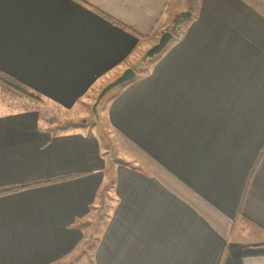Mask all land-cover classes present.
I'll return each mask as SVG.
<instances>
[{"label": "crops", "instance_id": "obj_1", "mask_svg": "<svg viewBox=\"0 0 264 264\" xmlns=\"http://www.w3.org/2000/svg\"><path fill=\"white\" fill-rule=\"evenodd\" d=\"M0 72V264H264V0H0Z\"/></svg>", "mask_w": 264, "mask_h": 264}, {"label": "rangeland", "instance_id": "obj_2", "mask_svg": "<svg viewBox=\"0 0 264 264\" xmlns=\"http://www.w3.org/2000/svg\"><path fill=\"white\" fill-rule=\"evenodd\" d=\"M146 51L147 49L145 50V52ZM160 52L154 54L151 57L144 58L143 61H141L143 63H137L134 66V69H136L141 74H144L146 69L150 67L153 58ZM120 85L121 84L107 90L105 94L101 97V99L97 102L95 108L93 107L94 100L103 86H101L96 90L95 89L92 90L93 92L92 91L88 92V95H86L87 103H84V105L80 106V108L78 109L65 110V109H58L55 107L42 105L40 108V115L45 116L51 122H54V124L50 125L52 126L51 128L53 129L54 127L55 129L83 127L85 130L89 132L96 131L99 135H101L100 138L101 140H103V145H109L110 141L108 140L109 137H107V133L109 134V136L111 135L112 138H115V135L114 133H112L111 130H109L108 125L106 123L105 107L109 98L113 95L115 89L118 88V86ZM94 238L95 235L94 237L92 236L91 238L92 241H94L93 240Z\"/></svg>", "mask_w": 264, "mask_h": 264}, {"label": "water", "instance_id": "obj_3", "mask_svg": "<svg viewBox=\"0 0 264 264\" xmlns=\"http://www.w3.org/2000/svg\"><path fill=\"white\" fill-rule=\"evenodd\" d=\"M171 37H172V33L170 31L168 30L163 31L160 34L158 41L154 43L151 47H149L147 51L144 53L143 59L147 57H151L154 54L160 52L165 47L166 43ZM134 74H135L134 69L132 67H127L118 76H116L111 81L107 82L97 94L93 103V107L95 108L97 102L101 99V97L105 94L107 90L119 84H122L127 80H130L131 78H133Z\"/></svg>", "mask_w": 264, "mask_h": 264}, {"label": "trees", "instance_id": "obj_4", "mask_svg": "<svg viewBox=\"0 0 264 264\" xmlns=\"http://www.w3.org/2000/svg\"><path fill=\"white\" fill-rule=\"evenodd\" d=\"M175 24V20L173 22ZM173 24V26H174ZM174 30V27L171 28ZM169 30V31H171ZM172 32V31H171ZM143 61V60H142ZM0 85L7 87L9 90L13 92L26 96L31 99H39V96L31 92L26 86H24L20 81L10 76L7 73L0 72Z\"/></svg>", "mask_w": 264, "mask_h": 264}, {"label": "built area", "instance_id": "obj_5", "mask_svg": "<svg viewBox=\"0 0 264 264\" xmlns=\"http://www.w3.org/2000/svg\"><path fill=\"white\" fill-rule=\"evenodd\" d=\"M180 35V34H179Z\"/></svg>", "mask_w": 264, "mask_h": 264}]
</instances>
